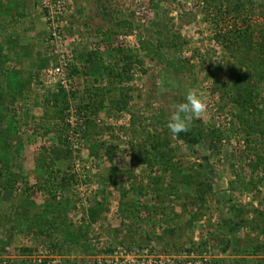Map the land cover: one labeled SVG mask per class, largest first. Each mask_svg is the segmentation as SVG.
<instances>
[{
  "label": "rangeland",
  "instance_id": "374dc122",
  "mask_svg": "<svg viewBox=\"0 0 264 264\" xmlns=\"http://www.w3.org/2000/svg\"><path fill=\"white\" fill-rule=\"evenodd\" d=\"M49 8L55 33L40 0H0V167L17 173L0 264H264V0ZM61 53L66 86L44 73ZM241 73L259 80L244 109ZM190 89L208 111L183 138L167 122Z\"/></svg>",
  "mask_w": 264,
  "mask_h": 264
},
{
  "label": "clouds",
  "instance_id": "9594fccd",
  "mask_svg": "<svg viewBox=\"0 0 264 264\" xmlns=\"http://www.w3.org/2000/svg\"><path fill=\"white\" fill-rule=\"evenodd\" d=\"M208 111L205 98L196 91L188 90L182 101L170 106L167 128L173 135L186 133L190 130L194 120L202 119Z\"/></svg>",
  "mask_w": 264,
  "mask_h": 264
},
{
  "label": "trees",
  "instance_id": "16d2710c",
  "mask_svg": "<svg viewBox=\"0 0 264 264\" xmlns=\"http://www.w3.org/2000/svg\"><path fill=\"white\" fill-rule=\"evenodd\" d=\"M261 28L263 30L264 27L262 26ZM242 34H243V31L240 32V35H242ZM239 72H241V70H239ZM258 82H259V80L253 79L251 81V83H249L245 80V77H242V73L239 74V78L236 79V81L234 83V85H235V93L234 94L235 95H230V96L234 100V102L237 103L238 106H240V108L244 109V101H247V100L250 101V97L252 95V92L255 90L254 88L256 87ZM181 135L184 138L185 133H181ZM153 142H155V144L152 146L157 145V147H158L160 145V143L157 140L153 141ZM160 153L163 154L162 151H160ZM143 157H144L143 163H147L148 161H146V160H149L148 159L149 156L147 154H145ZM0 176L3 177L4 186H6V189H8V190L11 189V187H13V183L17 179V173L15 171L11 170L6 165L4 168L0 169ZM256 211H257V215H258L256 217L259 218V219L257 218V220L261 221L259 224L263 225V230H264V209H263V211H260V210H256ZM224 222L228 225L229 228L231 227L230 221H224ZM257 225H258V223H257Z\"/></svg>",
  "mask_w": 264,
  "mask_h": 264
},
{
  "label": "built area",
  "instance_id": "2783aa9c",
  "mask_svg": "<svg viewBox=\"0 0 264 264\" xmlns=\"http://www.w3.org/2000/svg\"><path fill=\"white\" fill-rule=\"evenodd\" d=\"M41 4L44 5L45 11H46V20L49 22V27L51 28L52 32H56V29L58 26H60V18L65 14L66 10H60L58 11H52L49 8V0H40ZM51 1H64V0H51ZM69 1V0H68ZM59 7V6H58ZM54 53H57V49L54 50ZM67 61L64 54H59L58 55V61L54 64H52L50 67H48L45 70V77L48 80L57 82L62 84L63 86H66V81L64 77V69L67 66Z\"/></svg>",
  "mask_w": 264,
  "mask_h": 264
}]
</instances>
